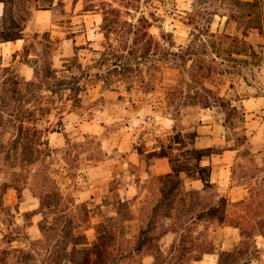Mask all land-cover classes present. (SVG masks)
Returning a JSON list of instances; mask_svg holds the SVG:
<instances>
[{
  "label": "rangeland",
  "instance_id": "rangeland-1",
  "mask_svg": "<svg viewBox=\"0 0 264 264\" xmlns=\"http://www.w3.org/2000/svg\"><path fill=\"white\" fill-rule=\"evenodd\" d=\"M3 3L6 9L0 16V42L24 38L26 43L19 55L0 58V85L15 75L23 81L60 90L59 94L47 92L40 97L31 93L22 115L10 111L24 117L26 151L15 129L0 126V204L8 208L7 215L0 214V248L8 250L10 264H20L22 252L37 250L32 242L43 238L42 225L53 222L62 206L68 210L70 222L60 238L62 242L72 238L70 232L75 227V234L85 235L94 244L106 224L101 214H111L119 198L128 202L135 218L125 224L127 254L115 264H175L184 248L181 239L189 231L180 227L176 230L173 217L156 222L149 218V212L158 207L171 209L182 198L180 208L197 203L198 214L204 203L201 204L202 195H190L192 190L205 192L213 200L217 193L227 198L224 220L218 216L208 222L197 217L190 231L195 238L193 250L206 241L215 248V253L205 254L200 264H219L224 251L235 252L233 260L226 264H264L257 246V237L264 235V112L248 116L240 104L235 105L236 101L263 89L264 48L253 49L232 35L234 27L227 33H209L204 38L198 32L188 38L172 36L167 19L175 12L177 0H4ZM109 6L121 10L120 22L137 24L140 18H145L142 27L145 25L147 29L142 28L136 36L129 33L127 25L112 23L118 22L113 16L109 15V21L104 22V9ZM244 7V12H249L248 5ZM41 11H48V15L38 20ZM241 22L246 31L251 21ZM117 25L120 32L106 36L109 28ZM200 30L208 32L205 25ZM143 32H150L160 42L151 44L148 62L141 59L149 44L147 39L141 40ZM208 43L219 49L217 56L208 52ZM106 48L110 59H114L115 52L122 54L118 69L101 64ZM189 59L194 60L192 67L187 65ZM45 64L52 70L47 76L42 71ZM90 68L94 76L88 78L84 73ZM112 70L116 72L105 84L102 76ZM176 77L177 81L171 84L169 80ZM203 108L220 111L227 145L240 150L223 186L212 183L211 177L217 176L215 165L219 164L223 147H194L196 130L190 116ZM136 109L163 110L173 115L176 123L172 133L162 137L156 117L150 121L144 117L145 123H136L129 114ZM10 117L5 114V121ZM140 127L143 130L135 139V146L141 151L160 138L168 145L180 143L175 151L169 150L175 161L174 171L169 175L150 177L138 165L127 167L126 155L120 151L122 136ZM52 149H65L68 153L56 156ZM158 154L143 157L152 164ZM115 165L118 170L112 173ZM200 178L205 184L196 189L194 181ZM240 190L246 196L242 200L238 199ZM56 202L62 206L58 208ZM250 203L256 214L246 223L242 210ZM47 227L49 232L51 228ZM167 227L169 231L159 237ZM65 243L57 248L60 250L57 264L64 261L63 249L68 245ZM42 253L49 258L46 249ZM198 254H187L185 260Z\"/></svg>",
  "mask_w": 264,
  "mask_h": 264
},
{
  "label": "trees",
  "instance_id": "trees-1",
  "mask_svg": "<svg viewBox=\"0 0 264 264\" xmlns=\"http://www.w3.org/2000/svg\"><path fill=\"white\" fill-rule=\"evenodd\" d=\"M4 2V0H2ZM104 22H108L110 15L113 16L115 19H117L118 22H112L114 24H125L127 25V28L129 29V33L138 36L141 31L144 28L147 29L146 26L142 27V24L146 21L145 18H140L138 20L137 24L129 23V22H120V14L121 10L118 8H115L114 6L106 7V11L104 9ZM114 26H111L109 30L106 33V36L110 34H117L120 32V30ZM126 28H123L125 30ZM124 34V32H123ZM163 39H165L164 34H162ZM141 40L147 39L148 41V48L145 52L141 54V59L144 62H148L150 60V48L151 44L156 41L158 44L160 43L158 40H155L154 36L150 34V32H143L142 36L140 37ZM14 40L13 38H7L4 41H11ZM112 46V45H111ZM110 46H108L109 48ZM108 48L102 53L103 60L101 62L102 65L109 64V66L113 67V69H118L120 67V60L122 59V54L117 55L115 52L114 59L108 52ZM111 48V47H110ZM119 53V52H117ZM111 62V64H110ZM95 69V68H94ZM67 70L73 71L72 68H68ZM44 74L47 76L48 74L52 73L51 67L49 64H45L44 68L42 69ZM95 71V70H94ZM93 68H90L88 72H85L84 74L90 78L94 76ZM116 70H112L110 72H106V76H102V81L105 84H109V76L114 74ZM57 73V72H56ZM101 75V74H97ZM76 77V76H75ZM101 78V76H100ZM60 90H55V88H52V86L48 85L45 87V84L39 83L34 81H23L19 79L17 76L13 75L9 78H6L2 81L0 85V126L6 127L11 130L15 129L16 131V137L19 139V141L24 144V150L27 146V140L26 136H24L25 132V125L23 122V116H20L22 112H25L30 101L27 100V97L29 94H39L40 96H44L47 92L59 94ZM16 110V111H14ZM18 112L20 115L11 114V112ZM10 113V114H9ZM5 114H8L11 116L7 121H5ZM16 116V117H15ZM15 117V119H14ZM69 143V142H68ZM26 151V150H25ZM61 152L68 153V150L65 149H52V154H56L58 156ZM207 185V184H206ZM209 187V186H208ZM207 188V187H206ZM205 191V190H204ZM207 192V191H206ZM204 193V196H203ZM208 193H212L209 192ZM207 193L202 192L200 190H192L190 195H202L201 197V204L202 207L199 210V213L196 214L198 209V204L190 205L186 204V207L180 208L181 202H184L182 198L178 202V206H174L171 209H165L162 210V208H157L155 210H152L149 212V218L154 219L156 222L159 219L168 217H173L174 219V226L177 230L178 227L184 231H189V234L185 235L181 239V244L184 243L182 246H184L183 250L180 252L179 256L177 257V260L175 264H189L190 261H199L202 260L205 254H213L215 253L214 245L211 242L206 241L204 245L200 246L198 249L193 250L194 244V237L192 234H190V231L193 229V226L196 224L197 217L208 219L207 221H214V219H218V216H220L221 221L224 220L226 217V202L227 198L226 196H221L219 193L215 194V200H213L211 195H205ZM42 197V196H40ZM43 200V199H42ZM200 204V205H201ZM58 205V206H57ZM185 205V206H186ZM199 205V206H200ZM56 206L59 208V206H62V203L56 202ZM115 206V204H114ZM116 208L111 214L109 213H103V219L106 224L103 227V232L98 237V241H96L94 244L89 243L88 239L83 234H75L76 228L74 227L70 234L72 235V238H69L70 240H67L65 244L67 245V248H64V261L63 263L60 262V264H66L68 262L69 264H115L118 260L121 258H124L127 254L124 246V239L126 238V232H125V224L128 220L134 219L135 216L132 214V209L129 207L127 201H123L122 199H118L116 201ZM253 204H248L242 212L244 213L242 215V219H245L246 223H248V220L252 219L253 216L256 214V212L253 210ZM8 208L2 206L0 204V214L7 215ZM59 215L54 218L53 222H47V224L42 225V231H43V238L39 241L32 242L33 245L37 248V250L33 252H22V256L20 258V264H32V262L37 261L36 264H57L56 257L58 256V253L60 250H57V248H61V246L64 244L62 240L60 239L63 234L66 232L67 225L70 226V222H68V210L62 208L59 210ZM218 214V215H217ZM86 216V215H85ZM84 216V218H85ZM70 219V217H69ZM86 222H89V225H91V220L89 216H86ZM213 223V222H212ZM54 224L55 228H53ZM67 224V225H66ZM165 225V224H164ZM48 226V227H47ZM50 227V233L52 231H56L54 234H49V232L46 230ZM165 227V226H164ZM241 228V226H239ZM68 228V227H67ZM91 228V226H90ZM165 232H161L159 234V237H162L163 234H165L167 231H169L168 227L166 228ZM72 239V240H71ZM13 241V239H11ZM57 241V242H56ZM70 241V242H69ZM69 246V247H68ZM66 247V245H65ZM43 249H46V252H49V258H45L43 256ZM179 251V247L177 248ZM189 252V253H188ZM193 252L199 253V256H195L194 258H189L188 260H185V256L187 254H192ZM8 250H5L3 247L0 248V264H10L9 254ZM56 254V255H55ZM235 252L234 251H224L220 254V262L219 264H226L227 262H231L233 260ZM55 255V256H54ZM52 259V261H51ZM58 259V257H57ZM159 260V259H158ZM157 261V260H156ZM41 262V263H39ZM155 264V263H154ZM232 264V263H231Z\"/></svg>",
  "mask_w": 264,
  "mask_h": 264
},
{
  "label": "crops",
  "instance_id": "crops-1",
  "mask_svg": "<svg viewBox=\"0 0 264 264\" xmlns=\"http://www.w3.org/2000/svg\"><path fill=\"white\" fill-rule=\"evenodd\" d=\"M239 3L237 1L236 3H233L232 0H177V8L175 12L170 14L167 19L171 27L168 31L176 38H188L190 35L194 36L195 32L201 33V38H204L209 33H211V35L227 33L231 27H234L235 33H231L232 35H237L244 41V43H247L253 49L264 48V0H242ZM246 5H248L249 12L245 13L244 6ZM5 9V4L0 1V16L4 15ZM47 12L48 11H41L38 14V20L45 18L48 15ZM247 19L251 22L245 31L244 27H242L243 23L241 21ZM233 24L235 25L233 26ZM204 25L207 26L208 32L206 33H202L200 30V27ZM205 41H207L206 38ZM25 43L26 40L24 38L0 42V58L6 59L15 54L19 55V52L24 49ZM180 48L184 49L183 46ZM218 51L219 49H215V47L208 43L209 53L217 56L216 54ZM193 63L194 60L189 59L187 62V65L189 64L188 67H192ZM177 79L178 77L169 80V82L173 84ZM237 103L243 107L244 111L248 113V116H253V114L257 112H264V81L263 89L260 93L250 94L249 97L236 101L235 105H237ZM140 110L142 111V109ZM162 111L139 112V110L136 109L133 110V112H129V114L136 123H145L146 119L144 120V117H147L149 121L153 117H156L158 119L157 123L160 126L162 137H167L172 133L176 120L173 118V115ZM219 112L220 111L211 108H203L200 112H193V115L190 117L194 118L193 123L195 125L194 129L196 130L194 147L198 149H209L221 146L224 149L223 153L219 156V164L215 165L218 169L216 173L217 176H211L212 183H218L220 186H223L226 184L227 176H229L231 167L238 158L240 150L227 145L228 142L224 138L225 136L223 137L222 135L224 117ZM140 128L130 129V131H127L122 136L123 139L120 145V151L126 155L127 167L130 165H138L148 176L150 175V177L152 175H169L174 171L175 161L172 151H175L180 143L172 144L171 140H169L168 142L172 145H168L163 138H160V140L156 139L155 142H149L147 149L141 151L135 146V139L143 130ZM145 128L146 127H144V129ZM165 150H168V152H165ZM157 153L159 154L152 164L143 157L144 155H154ZM117 170L118 168L115 165L112 173ZM204 184L205 182L201 178L194 181V187H196V189H199V187ZM240 193V198L238 199L242 200L246 196L243 197L241 190ZM235 196H237V192H235ZM233 229L239 230L238 228ZM257 246L258 249H260L262 260L264 262V235L257 237ZM203 262L202 259L196 261V264Z\"/></svg>",
  "mask_w": 264,
  "mask_h": 264
}]
</instances>
